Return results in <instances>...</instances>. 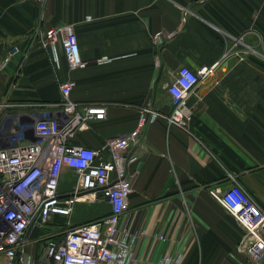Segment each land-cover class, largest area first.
Here are the masks:
<instances>
[{
  "label": "crops",
  "instance_id": "0c3cea01",
  "mask_svg": "<svg viewBox=\"0 0 264 264\" xmlns=\"http://www.w3.org/2000/svg\"><path fill=\"white\" fill-rule=\"evenodd\" d=\"M60 25L72 26L82 68L69 70L59 52L55 69L41 45L43 32ZM158 33L173 37L155 47L151 37ZM251 33L260 35L264 50V0H46L42 8L0 0V63L11 46L20 49L0 69V148L14 120L46 111L27 106L58 102L59 84L67 80L75 83L73 101L106 109L104 120L71 140L98 149L134 129L139 107L170 113L166 86L176 70L218 63L188 100V132L162 119L147 128L130 167L129 211L120 226L138 232L141 264L175 250L182 264H248L236 250L241 226L208 190L235 178L264 210V76L243 53L230 51L236 38ZM74 183L64 170L59 191ZM108 212L106 203H80L69 221L78 225Z\"/></svg>",
  "mask_w": 264,
  "mask_h": 264
},
{
  "label": "built area",
  "instance_id": "2783aa9c",
  "mask_svg": "<svg viewBox=\"0 0 264 264\" xmlns=\"http://www.w3.org/2000/svg\"><path fill=\"white\" fill-rule=\"evenodd\" d=\"M31 1L42 8L46 0ZM172 37L158 33L151 42L162 47ZM41 45L55 69L59 52L69 70L84 66L71 25L46 29ZM19 52L18 46H11L0 69ZM154 63L158 66L159 60ZM217 67L215 63L196 71L186 67L176 70L166 86L170 113L139 107L134 129L124 137L106 139L98 149L71 144L78 132L106 118L105 107H89L71 99L73 81L59 84L58 102L27 106L46 111L14 120L2 140L0 223L6 227L0 226V264H141L135 253L138 232L120 226L129 211L134 175L130 167L138 161L147 128L158 119L189 131L192 113L188 100L203 80L213 77ZM64 170L75 175L67 193L59 191ZM230 179L225 188H211L208 193L242 228L237 252L246 256L248 264H257L264 258V210L235 178ZM98 202L109 205L107 214L78 225L70 223L77 204ZM159 239L164 240L162 236ZM183 258L179 250L165 252L155 264H182Z\"/></svg>",
  "mask_w": 264,
  "mask_h": 264
},
{
  "label": "rangeland",
  "instance_id": "374dc122",
  "mask_svg": "<svg viewBox=\"0 0 264 264\" xmlns=\"http://www.w3.org/2000/svg\"><path fill=\"white\" fill-rule=\"evenodd\" d=\"M235 41L236 45L231 47L232 49L230 51L244 53L242 56L247 59L248 62L255 64L264 76V50L261 46L260 35L258 36L257 34L251 33L249 37L245 38L241 36L236 38Z\"/></svg>",
  "mask_w": 264,
  "mask_h": 264
},
{
  "label": "bare ground",
  "instance_id": "6f19581e",
  "mask_svg": "<svg viewBox=\"0 0 264 264\" xmlns=\"http://www.w3.org/2000/svg\"><path fill=\"white\" fill-rule=\"evenodd\" d=\"M0 226L6 227L3 222L0 223Z\"/></svg>",
  "mask_w": 264,
  "mask_h": 264
}]
</instances>
